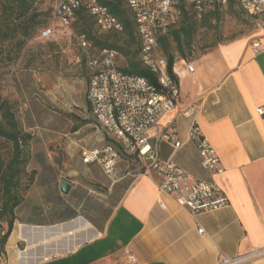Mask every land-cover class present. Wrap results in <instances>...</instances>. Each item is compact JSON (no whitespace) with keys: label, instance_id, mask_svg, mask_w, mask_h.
<instances>
[{"label":"crops","instance_id":"1","mask_svg":"<svg viewBox=\"0 0 264 264\" xmlns=\"http://www.w3.org/2000/svg\"><path fill=\"white\" fill-rule=\"evenodd\" d=\"M254 41L261 42L260 50L254 49ZM188 62L193 63V71ZM174 73L180 96L161 127L174 128L183 145L175 149L163 141L160 156L175 160L196 179L216 182L229 204L194 215L159 190L155 172L133 175L130 158L118 162L113 174H106L101 165L85 163L82 153L112 140L94 119L72 124L70 131L48 140L53 148L48 147L45 155L54 158L48 160L52 171L44 180L37 172L17 206L16 227L5 244L2 264H23L20 226L78 222L74 230L47 240L51 241L81 231L82 218L91 225L93 236L34 264H216L220 255L245 256L264 264V114L258 112L264 107V25L193 60H177ZM194 123L216 148L225 168L222 173L202 166L198 146L189 139ZM60 139L61 167L55 161ZM33 151L32 144V155ZM62 180L72 186L67 194L60 189Z\"/></svg>","mask_w":264,"mask_h":264},{"label":"built area","instance_id":"2","mask_svg":"<svg viewBox=\"0 0 264 264\" xmlns=\"http://www.w3.org/2000/svg\"><path fill=\"white\" fill-rule=\"evenodd\" d=\"M135 18L141 41V60L156 77L152 83L148 78L123 71L117 62L118 52L112 48L91 51L86 34L77 39L85 51L89 67L87 101L98 129L112 141L104 146L84 150L85 163H97L111 175L118 162L130 158L135 165L133 175L155 172L160 177L159 190L171 195L181 206L198 215L225 207L229 198L214 181L194 178L173 159H162L159 145L167 141L175 149L183 143L176 130L161 127V120L176 108L180 96V85L168 69V60L161 53L159 36L166 34L175 22L179 10L178 0H125ZM198 12L211 7L213 0H192ZM226 3L227 0H219ZM241 6L252 16L256 26L264 25V0H239ZM84 7L92 16L101 32L124 31V24L101 0H55L54 16L61 27H72L76 11ZM200 14V13H199ZM43 38H55L52 27L41 32ZM256 51L262 48L254 41ZM188 69L194 70L192 62ZM264 114V107L258 108ZM171 123V122H170ZM189 139L198 146L202 166L212 173H222L224 167L216 148L194 123ZM164 208L165 204L160 202ZM202 233L203 229H199ZM132 262L134 256H130ZM216 264H258L245 256L220 255Z\"/></svg>","mask_w":264,"mask_h":264},{"label":"rangeland","instance_id":"3","mask_svg":"<svg viewBox=\"0 0 264 264\" xmlns=\"http://www.w3.org/2000/svg\"><path fill=\"white\" fill-rule=\"evenodd\" d=\"M55 0H36L35 7L40 24L31 37L18 47V39L4 43L0 54L1 93L7 98L15 112L19 127L31 135L27 146L28 159L24 170L18 176L15 186L17 194L24 199L34 183L37 172L44 176L51 173L48 160L54 158L45 155L52 138L60 137L70 131L72 124L85 125L93 122L87 101L89 67L85 51L79 44L77 36L85 32L91 51H98L102 43L113 44L118 52L117 62L121 68L131 65V61L140 62L137 53V40L127 32H101L93 20L87 16L75 21L71 28L60 26L53 14ZM180 11L176 27L188 25L190 34L183 36L181 47L184 55L178 50L179 45L171 36L164 46V53H173L176 60H193L205 54L219 43L234 39L256 28L252 16L241 6L238 0L217 5L213 0L211 7L202 11L196 10L192 0H178ZM187 10L188 16L184 15ZM200 13V14H199ZM52 27L55 38H43V28ZM8 54L11 59H7ZM6 126L0 114V127ZM92 129L90 125L87 127ZM34 139V140H32ZM55 161L61 167V139L58 141ZM32 144L34 155H32ZM13 156L11 140L0 133V177ZM36 168V169H35ZM42 197V196H41ZM2 184L0 179V204L2 202ZM45 198V196H44ZM37 208V207H35ZM43 209L46 206L42 207ZM0 237L7 231L8 223H1ZM15 224L13 229L15 228ZM20 250H26L28 244L21 239ZM5 247L0 243V264L4 261Z\"/></svg>","mask_w":264,"mask_h":264},{"label":"trees","instance_id":"4","mask_svg":"<svg viewBox=\"0 0 264 264\" xmlns=\"http://www.w3.org/2000/svg\"><path fill=\"white\" fill-rule=\"evenodd\" d=\"M35 1L36 0H0V54L2 53L4 43L10 40L18 39V47L20 48L24 41L32 36L35 29L40 24V21L37 19L38 14L36 12ZM229 1L231 2L233 0ZM101 2L107 5L110 11L124 24L123 32H127L130 36L135 37L138 43L137 53L140 57V62L137 63L131 61L130 66L121 69L127 73L144 76L148 78L152 83H156V77L142 63L141 41L137 32L135 18L133 16V13L127 6L126 1L101 0ZM216 2L218 6L222 5V2H220L219 0H216ZM183 11L184 15L188 16L187 10L183 8ZM85 16L93 20L92 16L89 15L84 7L79 8L76 11L73 23L78 19H83ZM178 16L175 22L170 26L169 31L166 34L159 36L161 53L167 58L168 69L174 77H176L174 73V65L177 61L176 56L171 52L165 54L163 48L164 46L166 47L167 41L172 36L176 43L179 45L178 50L182 55H184V51L181 47V39L183 36H189V29L192 27L191 26L189 28L188 25H183L177 28L176 24L177 19L179 18ZM93 23L95 24L94 20ZM81 34L86 33L82 32ZM102 45L103 47L108 48L115 47L113 44H109L106 42L102 43ZM11 57L12 56L8 54L7 59H11ZM0 114L6 122L5 127H0V133L11 140L13 145V156L9 163L6 165L0 177L3 195L2 202L0 204V231H2L1 223L3 221H6L8 223L7 231L0 237L1 246L5 247L8 237L12 232L14 221L16 219L15 210L23 199L15 191V186L18 182V176L24 170L25 163L28 159L26 150L29 140L31 139V135L28 133H24L20 129L19 122L16 118L11 102L7 98H4L2 96L1 83Z\"/></svg>","mask_w":264,"mask_h":264},{"label":"water","instance_id":"5","mask_svg":"<svg viewBox=\"0 0 264 264\" xmlns=\"http://www.w3.org/2000/svg\"><path fill=\"white\" fill-rule=\"evenodd\" d=\"M71 187H72L71 184L66 180H62L60 183V189L65 194L69 193ZM76 227H78L77 222L72 221L70 223H66L58 226H52V227L34 228L28 226L27 228L34 229V232L28 229V234L35 238L34 242L38 245L41 253L42 254L47 253L48 254L47 257H49L50 255H52L57 251L65 252L70 248H72L75 243L84 242L88 239V238H82L81 236L80 240H75L70 236V237H64L62 240L47 241L48 239L61 234L63 231L74 230Z\"/></svg>","mask_w":264,"mask_h":264},{"label":"bare ground","instance_id":"6","mask_svg":"<svg viewBox=\"0 0 264 264\" xmlns=\"http://www.w3.org/2000/svg\"><path fill=\"white\" fill-rule=\"evenodd\" d=\"M79 223H80V226L82 225L81 226L82 230L72 234L71 236L72 238H74L75 240H80L81 236L82 238H89L93 236V235H90L91 225L88 222H86L82 218V220H80ZM28 229L30 228H27L25 226H20L17 232L20 238L24 239L27 243H29L26 250L19 252V260L23 264H34L40 261V259L46 258L48 254L41 253L38 245L34 242L35 238L28 234ZM30 230L34 232V229H30ZM82 231H85V232H82ZM57 239L62 240L63 238H57Z\"/></svg>","mask_w":264,"mask_h":264}]
</instances>
